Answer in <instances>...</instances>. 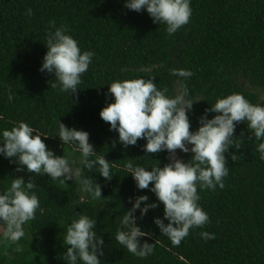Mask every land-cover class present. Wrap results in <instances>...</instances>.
<instances>
[{
    "label": "trees",
    "instance_id": "trees-1",
    "mask_svg": "<svg viewBox=\"0 0 264 264\" xmlns=\"http://www.w3.org/2000/svg\"><path fill=\"white\" fill-rule=\"evenodd\" d=\"M125 2L0 0V133L26 122L48 136L42 139L56 156H65L67 148H75L58 138L60 121L90 134L89 142L110 161L113 175L107 181L98 168L91 172L78 162L82 177L64 184L26 169L18 172L16 164L0 156V194L10 189L13 179L23 176L27 183L34 178L37 187L32 191L43 209L23 226L25 236L18 244L3 238L5 228L0 224V264H66L63 254L69 246L63 237L81 215L97 221L95 231L104 240L102 264H264V159L257 150L264 141L255 140L247 122L235 129L238 149L233 145L226 154L229 174L224 187L217 185L214 191L198 187V204L209 222L190 229L175 245L154 223L155 218L163 219L164 205L154 193L139 190L126 168L129 162L149 170L163 167L169 162L168 153L146 154L143 139L136 146L113 147L119 134L100 117L106 102H114V97L106 96L108 86L139 78H154L159 89H168L169 97L187 87L194 103L188 113L191 131L200 127L206 109L228 95L239 93L253 105L264 106V0H191L190 22L172 35L165 24L153 23L146 10H129ZM61 26L82 51L95 53L72 96L60 91L54 74L40 71L47 34ZM179 69L191 71L192 76H173ZM215 115L210 113L209 118ZM182 159L187 162L191 154ZM83 178L101 186L105 205L92 202L93 195L80 183ZM144 195L159 207L137 221L149 233L141 244H153L151 254L141 258L115 236L123 227V215L132 208L129 198L134 203ZM135 215L139 218L140 212ZM202 232L214 239H204Z\"/></svg>",
    "mask_w": 264,
    "mask_h": 264
},
{
    "label": "clouds",
    "instance_id": "clouds-1",
    "mask_svg": "<svg viewBox=\"0 0 264 264\" xmlns=\"http://www.w3.org/2000/svg\"><path fill=\"white\" fill-rule=\"evenodd\" d=\"M124 7L136 12L147 11L153 23L165 24L167 33L172 35L190 22L191 0H126ZM31 16L32 10L27 9ZM53 27L55 23L53 22ZM64 26L47 34V52L43 58L42 73L54 74L61 92L72 96L78 92L82 76L92 63L95 53L82 51L78 41L67 34ZM173 76H192L188 70H174ZM155 79H134L115 81L108 86L106 96L114 97L100 112L101 119L110 125V131L118 132L116 143L127 148L136 146L143 139L146 154L168 153L169 162L152 167L150 170L129 162L126 168L139 190H149L164 205V217L155 218L154 223L163 235L178 245L194 227H203L209 222L208 214L199 206L198 187L201 190H215L224 187L223 179L229 174L226 154L238 145L235 143L237 124L247 122L255 140L264 141V106L253 105L242 94L234 93L218 99L200 117V127L191 131L189 112L194 103L189 99L186 86H181L174 97L167 95L168 89H159ZM53 87H57L56 84ZM12 95H9V100ZM199 102V101H198ZM196 102V103H198ZM210 113H216L209 118ZM36 129L26 122H19L11 130L0 133V156L17 165L16 171L34 173L40 177L47 175L61 183L82 177L79 168L73 169L65 156H56L50 150ZM58 138L63 145H72L82 155L84 167L92 172L97 169L107 181L113 179L112 165L103 155L95 151L89 142L90 134L83 130L68 128L59 121ZM177 150L191 154L187 162ZM264 159V142L257 149ZM233 161L236 155H231ZM83 190L94 198H102L101 186L93 184L92 178L80 179ZM151 185V187H150ZM37 187L34 178L27 183L23 176L13 179L10 189L0 194V224L5 228L3 238L17 243L25 236L24 225L36 218L37 211L43 214L40 200L33 189ZM147 195L129 198L132 208L121 219L122 228L116 233V241L135 256L145 258L153 251V244L141 238L149 235L138 225V219L147 215L159 203H149ZM141 205H144L141 207ZM139 211L140 217L135 213ZM165 220L168 221L165 224ZM97 221L81 215L67 228L63 237L68 245L63 259L66 264H102L104 240L95 231ZM206 240L214 235L202 232ZM17 251L22 249L18 246Z\"/></svg>",
    "mask_w": 264,
    "mask_h": 264
},
{
    "label": "rangeland",
    "instance_id": "rangeland-1",
    "mask_svg": "<svg viewBox=\"0 0 264 264\" xmlns=\"http://www.w3.org/2000/svg\"><path fill=\"white\" fill-rule=\"evenodd\" d=\"M179 156L181 158H183V156L185 155L184 153H181L179 152V150H177ZM65 157L66 159L68 160L69 162V165L73 168V169H76L77 167V163L78 162H82V155L79 151H76V150H72L70 148H67L66 151H65ZM81 165V163L79 164V166ZM92 202L95 204V205H98V207H100L101 205H105V202L102 198H94L92 197Z\"/></svg>",
    "mask_w": 264,
    "mask_h": 264
}]
</instances>
